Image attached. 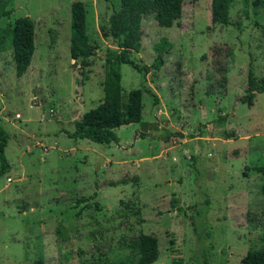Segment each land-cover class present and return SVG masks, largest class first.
<instances>
[{
	"label": "rangeland",
	"instance_id": "1",
	"mask_svg": "<svg viewBox=\"0 0 264 264\" xmlns=\"http://www.w3.org/2000/svg\"><path fill=\"white\" fill-rule=\"evenodd\" d=\"M73 1L11 0L0 19L11 165L0 173V264H133L143 234L158 240L152 264H241L262 245L264 91L241 98L250 65L264 81V0H235L231 24L211 21V0H185L171 27L144 15L130 54L139 69L120 67L124 93L142 89V122L115 128L109 145L67 134L101 101L105 59L119 50L103 30L110 3L80 0L92 53L86 65L70 57ZM22 16L35 23V50L18 76L8 24Z\"/></svg>",
	"mask_w": 264,
	"mask_h": 264
},
{
	"label": "trees",
	"instance_id": "2",
	"mask_svg": "<svg viewBox=\"0 0 264 264\" xmlns=\"http://www.w3.org/2000/svg\"><path fill=\"white\" fill-rule=\"evenodd\" d=\"M113 11L110 17V27L104 30V35H110L116 42L117 52H108L104 62V78L102 82L103 96L99 104L85 111L75 121L74 130L67 132L69 137L88 139L92 142L109 145L117 139L114 129L130 123L142 122V89L134 88L124 93L121 86L120 67L130 64L139 66L130 58L133 51L141 48V21L144 15L152 14L160 27H171L181 17L185 0H106ZM235 0H211L210 13L213 23L231 24L228 9ZM247 5L249 0H243ZM263 0H255L254 5H261ZM11 0H0V19L11 13ZM13 61L18 76L28 68L35 50V23L28 16L16 18L8 24ZM166 43V40H164ZM154 49L158 55L153 63L159 69L163 62V45L155 43ZM92 47L86 33V7L83 1L75 0L70 5V40L69 54L73 59H81V64H88ZM246 94L242 102L253 103L256 93L264 91V81L259 82L254 70L248 68ZM155 97L151 90H147ZM144 135V134H141ZM9 133L0 126V173L3 174L11 165L5 156V146ZM262 175L261 193L262 209V245L249 249L241 259V264H264V166H258ZM96 195L94 193L91 197ZM177 201V200H175ZM98 206L97 202H94ZM180 209V208H179ZM136 260L133 264H152L159 254L158 240L154 235L143 234L135 242ZM114 264H126L125 260ZM172 264H181L173 261Z\"/></svg>",
	"mask_w": 264,
	"mask_h": 264
},
{
	"label": "crops",
	"instance_id": "3",
	"mask_svg": "<svg viewBox=\"0 0 264 264\" xmlns=\"http://www.w3.org/2000/svg\"><path fill=\"white\" fill-rule=\"evenodd\" d=\"M153 93L155 95L154 97L155 104L158 105L160 103V97L158 96V94L155 93L154 90H153Z\"/></svg>",
	"mask_w": 264,
	"mask_h": 264
}]
</instances>
